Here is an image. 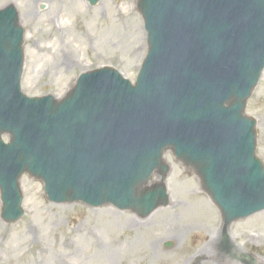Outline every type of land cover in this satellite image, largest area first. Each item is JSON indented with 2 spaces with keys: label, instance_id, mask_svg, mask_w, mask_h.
Masks as SVG:
<instances>
[{
  "label": "water",
  "instance_id": "1",
  "mask_svg": "<svg viewBox=\"0 0 264 264\" xmlns=\"http://www.w3.org/2000/svg\"><path fill=\"white\" fill-rule=\"evenodd\" d=\"M95 4L98 0H89ZM149 50L135 86L111 69L82 74L60 103L19 92L22 29L0 11L1 216L21 215L18 177L45 182L47 197L148 213L164 188L167 149L200 175L224 228L264 208V166L254 121L243 115L264 67V0H141ZM142 195V196H141Z\"/></svg>",
  "mask_w": 264,
  "mask_h": 264
},
{
  "label": "rangeland",
  "instance_id": "2",
  "mask_svg": "<svg viewBox=\"0 0 264 264\" xmlns=\"http://www.w3.org/2000/svg\"><path fill=\"white\" fill-rule=\"evenodd\" d=\"M136 1L101 0L91 7L85 0H0V8L15 5L25 29L22 91L59 98L79 73L101 66L133 81L146 52ZM246 114L256 119L255 153L264 164V70ZM166 160L169 202L144 217L113 206L49 202L42 183L23 174L22 217L13 224L0 218V264H179L194 253L200 235L201 245L218 236L222 264H264V208L224 231L193 172L169 152Z\"/></svg>",
  "mask_w": 264,
  "mask_h": 264
},
{
  "label": "bare ground",
  "instance_id": "3",
  "mask_svg": "<svg viewBox=\"0 0 264 264\" xmlns=\"http://www.w3.org/2000/svg\"><path fill=\"white\" fill-rule=\"evenodd\" d=\"M77 1H78V4L81 5L80 0H77ZM206 207H208V208H206L207 210H211V213H213L210 205H206ZM259 214L260 213H258L255 216H258ZM129 224H131L133 226L138 225V223L133 219L129 220ZM217 237L218 236H215L211 239L209 238L208 242L201 245V241L204 238V236L200 235L198 237V239L196 240L195 245L193 246L195 248L190 249V252L194 251V253L189 258H187V260L185 262L179 261V264H219L220 262H218L216 259V257H218L219 255L217 253H215L216 252L215 248L219 245ZM173 238L177 239L176 236H173ZM151 246L154 250H157V243L156 242H153L151 244ZM158 249H159V247H158ZM232 249H233L234 253H237V254L239 253V251H237L236 247H232ZM216 254H217V256H216ZM253 261L255 263H257V260L253 259ZM220 264H222V263H220ZM227 264H235V263L232 261L231 263L227 262Z\"/></svg>",
  "mask_w": 264,
  "mask_h": 264
}]
</instances>
